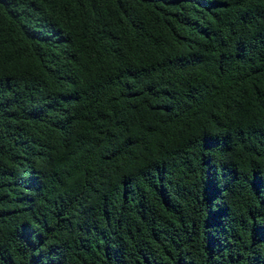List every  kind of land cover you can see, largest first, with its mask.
<instances>
[{
	"label": "trees",
	"instance_id": "16d2710c",
	"mask_svg": "<svg viewBox=\"0 0 264 264\" xmlns=\"http://www.w3.org/2000/svg\"><path fill=\"white\" fill-rule=\"evenodd\" d=\"M0 264H264V0H0Z\"/></svg>",
	"mask_w": 264,
	"mask_h": 264
}]
</instances>
